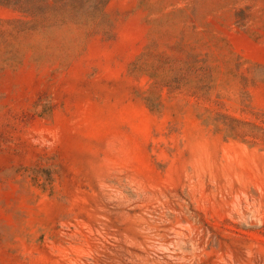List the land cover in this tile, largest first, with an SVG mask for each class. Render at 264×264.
Returning <instances> with one entry per match:
<instances>
[{"label":"rangeland","instance_id":"374dc122","mask_svg":"<svg viewBox=\"0 0 264 264\" xmlns=\"http://www.w3.org/2000/svg\"><path fill=\"white\" fill-rule=\"evenodd\" d=\"M0 264H264V0H0Z\"/></svg>","mask_w":264,"mask_h":264}]
</instances>
